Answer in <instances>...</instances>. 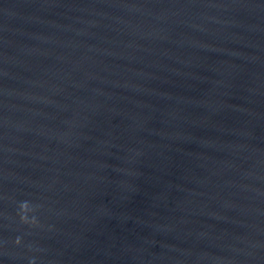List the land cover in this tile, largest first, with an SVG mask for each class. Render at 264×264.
<instances>
[{"label": "water", "instance_id": "1", "mask_svg": "<svg viewBox=\"0 0 264 264\" xmlns=\"http://www.w3.org/2000/svg\"><path fill=\"white\" fill-rule=\"evenodd\" d=\"M0 264H264V0H0Z\"/></svg>", "mask_w": 264, "mask_h": 264}]
</instances>
